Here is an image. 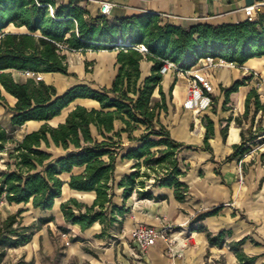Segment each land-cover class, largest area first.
<instances>
[{
	"label": "trees",
	"instance_id": "1",
	"mask_svg": "<svg viewBox=\"0 0 264 264\" xmlns=\"http://www.w3.org/2000/svg\"><path fill=\"white\" fill-rule=\"evenodd\" d=\"M74 2L57 5L55 0H0V70L15 68L68 74L67 56L59 44L70 50L144 44L147 51L133 47L120 50L118 73L110 87L95 89L80 84L61 96H57L53 85L43 80L30 78L26 83H17L10 73L0 74L2 86L18 99L15 106L10 107L14 113L12 127L28 120H51L77 98H92L100 103V108L91 109L78 105L64 122L57 126L46 123L38 130L26 133L21 140H16L13 132L0 124V152L5 151L8 155L7 170H0V199L4 197L9 203L16 204L32 203L34 208L41 210L52 209L66 185L62 174L71 173L70 188L95 191L97 195L92 205L74 197L61 205L66 222L86 230L98 221L102 224L113 222L116 213L127 211L125 206L120 207L114 202L115 170L123 148L122 132H128L130 140L141 142L122 155V158L134 159L136 168L119 182L124 197H130L136 190L140 197H152L151 191L144 190V186L146 180L154 177V186L173 187L176 198L186 200L189 186L180 177L186 175L187 170L182 168L179 155L193 146L174 139L160 120L161 113L168 110L161 68L166 60L189 66L200 58L211 56L244 65L251 58L263 57L264 10L259 12L256 20L220 25L196 23L183 28L151 13L125 16L110 22L108 15L85 16L88 11ZM50 5L54 9L53 15ZM10 25L25 27L26 32L8 31ZM144 58L153 61L154 66L151 75L140 80V61ZM243 84L237 81L225 91L226 102ZM156 90L160 94L158 99L154 98ZM0 99L7 105L1 88ZM251 108V124L246 131L242 130L241 143L234 146V152L224 162L241 161L252 149L251 144L257 143L253 141L264 133V126L253 130L256 114L264 110V102L255 87L247 96L243 119H249ZM116 119L124 122L122 131L115 130ZM236 120L242 124V119ZM141 125L145 127L143 133L134 137L133 130ZM93 127L97 130L96 135ZM213 129L214 122L209 119L203 147L210 152H213L209 143ZM263 142L264 138L258 141ZM53 147L61 148L65 153L54 156L48 150ZM261 157L264 162V153ZM75 167L85 169L73 174ZM137 184L143 189H137ZM217 212L210 211L200 217ZM20 214H10L1 224L0 262L7 247L29 242L40 229L34 228L33 223L23 224ZM53 219L52 216L44 217L41 222ZM222 235L219 233L217 237ZM245 240L231 246L242 263L252 264L255 258L240 249Z\"/></svg>",
	"mask_w": 264,
	"mask_h": 264
},
{
	"label": "crops",
	"instance_id": "2",
	"mask_svg": "<svg viewBox=\"0 0 264 264\" xmlns=\"http://www.w3.org/2000/svg\"><path fill=\"white\" fill-rule=\"evenodd\" d=\"M55 1L57 5H69L71 0ZM102 2L112 3L108 14L110 22L125 16L151 13L159 15L162 21L183 28L196 23L220 25L237 23L249 18L256 20L259 12L264 10V0H75L74 3L88 11L85 16L96 18L100 14ZM248 7H252L250 13L247 11ZM7 30L26 32L25 27L18 28L14 25H10ZM64 46L60 48L67 56L68 74L39 72L45 83L56 88L57 96L80 84L95 89L112 85L118 73L117 55L122 50L121 47L70 50ZM153 66L154 62L147 58L140 61V80L151 75ZM205 71L215 86V95L212 106L200 115H194L183 106L185 79L168 74L163 75L162 80L168 110L161 113L160 120L170 130L174 139L193 146L179 155L182 168L187 170L186 175L180 177V180L189 186L186 200H178L173 187L154 186V177L146 180L144 186V190L151 191L152 197H140L137 190L130 197H124V189L118 186L119 182L135 172L136 168L134 159L122 158V155L141 145V142L130 140L129 133L122 132L120 140L123 148L116 164L114 202L120 207L125 206L126 212L116 213V220L113 222L102 224L98 221L86 230H82L78 224L66 222L61 209L64 201L74 197L80 202L92 205L97 196L95 191L70 188L68 181L71 173L62 174L65 184L69 186L70 194L65 197L62 191V196L56 198L52 209H39L48 212L47 216L56 215L59 222L73 226L76 236L79 237L65 249L59 264H245L239 260L231 246L232 243L243 239L246 240L240 249L249 257L255 258L252 264H264V162L261 157L264 148L260 147L264 142L258 143L264 138V133L253 141L257 143L251 144L252 149L245 153L241 161L224 162L234 152V146L241 143L242 130L246 131L251 124L253 108L249 119H243V115L246 111L247 96L254 87L258 89L264 102L260 82L255 74L260 73L261 77H264V56L251 58L244 65L234 62V65L209 67ZM2 72L10 73L17 83H26L30 78L36 80L32 71L9 68L0 70V74ZM237 81L244 84L238 91L231 93L229 101L226 102L225 91ZM0 88L1 95L7 102L6 105L4 100L0 99V124L7 128V124L11 126L14 115L10 107H14L18 99L5 90L1 83ZM169 92H172V95ZM154 98H160L158 90L155 91ZM78 105L89 109L100 108V103L95 99L77 98L51 120H28L25 124L15 127L27 128L24 137L26 133L38 130L46 123L57 126L64 122L69 112ZM191 115L196 126L193 131L189 125ZM201 116H206L205 123L201 121ZM237 118L242 119L241 125L237 123ZM209 119L214 122L213 134L209 138L213 152L203 147ZM5 120H8V123ZM29 121H36L39 124L31 127ZM124 126L122 120L114 121L116 131H122ZM258 126H264V110L256 114L253 130ZM144 128L141 125L133 130L132 135L139 137ZM93 133L97 134L95 127ZM57 149L61 150V153L54 156L65 153L63 149ZM84 169L85 167H75L72 173L79 174ZM136 188L143 189L139 184ZM85 197H89L90 201H85ZM21 204L23 203L16 205ZM214 210L218 212L200 217ZM159 216L166 217V222L172 225L169 236L174 240L169 243L168 240L161 239L145 253L137 255L131 230L139 223L160 226L157 219ZM219 233L223 235L217 237ZM43 235L44 256L54 255L57 246L44 231L39 234ZM212 237L215 239L212 240ZM34 253L36 251H33ZM42 256L40 254L35 264H44Z\"/></svg>",
	"mask_w": 264,
	"mask_h": 264
},
{
	"label": "built area",
	"instance_id": "3",
	"mask_svg": "<svg viewBox=\"0 0 264 264\" xmlns=\"http://www.w3.org/2000/svg\"><path fill=\"white\" fill-rule=\"evenodd\" d=\"M49 7L50 12L53 15V6L50 5ZM111 7L112 3L102 2L100 5V14L108 15ZM251 10L252 7L247 8L248 13H250ZM1 37L2 34L0 33V38ZM59 46L61 48L65 47L63 44H59ZM117 47H121L122 49L133 47L139 49L141 52L147 51V47L144 44H132V46L118 45ZM224 65H234V62H229L223 58L209 56L200 58L197 62H193L189 66H183L181 63L166 60L161 68V73L163 75L175 74L177 77L185 79L186 89L183 106L187 111H191L194 115H200L212 106L215 95V86L205 69L209 67H222ZM31 73L36 80L39 81L43 79L41 73ZM157 219L161 224L160 226L139 223L131 230L130 234L137 255L145 253L161 239L168 240L169 243L174 240L173 237L169 236V232L172 230V225L166 222V217L159 216ZM169 250L172 252L171 248Z\"/></svg>",
	"mask_w": 264,
	"mask_h": 264
},
{
	"label": "rangeland",
	"instance_id": "4",
	"mask_svg": "<svg viewBox=\"0 0 264 264\" xmlns=\"http://www.w3.org/2000/svg\"><path fill=\"white\" fill-rule=\"evenodd\" d=\"M258 76L259 87L261 88V92L264 95V77L260 73H255ZM164 77V76H163ZM168 89V88H167ZM172 95V92H169ZM159 97V96H158ZM205 117L201 116V121L205 123ZM190 119V129L195 130L196 126L193 120V115L189 117ZM6 121V120H5ZM8 123V120L6 121ZM200 125V123H199ZM13 132V135L16 140H21L24 132L27 130L26 127H12L10 124L6 126ZM30 129H32L30 127ZM264 148V145L260 146ZM49 150V149H48ZM54 155L61 153V150L53 147L50 149ZM8 163V155L7 153L0 152V170L6 171ZM148 181V180H147ZM63 194L67 197L70 194V189L68 185L64 186ZM87 196V194H85ZM90 201L89 197H85V201ZM21 212L20 216L23 218V224L29 225L34 224V228L40 227L39 230L34 232L32 239L24 244L14 247H7L5 249V254L2 257L0 264H35V261L42 254L44 264H59L62 255L66 248L75 243L79 239L76 236L75 231L73 230V226L70 224H64L63 222H59L58 216H52L54 219L47 223L41 222V219L44 217H49L48 212L40 211L39 209H35L31 203H23L21 205H16L15 203H9L4 197L0 199V227L2 222L13 213ZM43 229V230H42ZM41 230V231H40ZM44 231L47 237L50 238L51 242L57 246L56 253L51 256H44L43 247H44V235L39 236V234ZM26 251V252H24ZM33 251L36 253L33 254ZM28 259V260H26ZM76 264V263H73Z\"/></svg>",
	"mask_w": 264,
	"mask_h": 264
},
{
	"label": "bare ground",
	"instance_id": "5",
	"mask_svg": "<svg viewBox=\"0 0 264 264\" xmlns=\"http://www.w3.org/2000/svg\"><path fill=\"white\" fill-rule=\"evenodd\" d=\"M124 46H129V44L125 43ZM28 124H30L31 127H35L39 124V122L36 121H29Z\"/></svg>",
	"mask_w": 264,
	"mask_h": 264
}]
</instances>
